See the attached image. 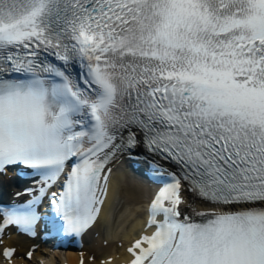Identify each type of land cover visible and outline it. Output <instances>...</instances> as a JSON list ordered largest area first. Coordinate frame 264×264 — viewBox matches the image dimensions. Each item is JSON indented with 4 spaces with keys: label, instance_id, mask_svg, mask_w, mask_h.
<instances>
[{
    "label": "snow or ice",
    "instance_id": "snow-or-ice-1",
    "mask_svg": "<svg viewBox=\"0 0 264 264\" xmlns=\"http://www.w3.org/2000/svg\"><path fill=\"white\" fill-rule=\"evenodd\" d=\"M138 147L158 190L127 264H264V0H0V175L38 185L0 244L45 200L50 234L85 235Z\"/></svg>",
    "mask_w": 264,
    "mask_h": 264
},
{
    "label": "bare ground",
    "instance_id": "bare-ground-1",
    "mask_svg": "<svg viewBox=\"0 0 264 264\" xmlns=\"http://www.w3.org/2000/svg\"><path fill=\"white\" fill-rule=\"evenodd\" d=\"M110 179L113 180L112 181L113 185L110 186V188H108L107 190V194L104 198L105 202L101 206L102 211L105 210L108 204H110L109 202L112 201L113 198L115 197L124 200L123 203H125L126 205H135V206L138 205L140 206V208L142 207L143 209L149 205L147 202L150 199V197L148 195L149 191L147 190L148 189L147 187L141 185L140 183H137L129 176H124L123 178L119 176L111 177ZM0 183L1 185L4 186L7 185L8 184L7 178L5 176L1 177ZM192 207L196 210L203 209V206L199 203L193 204ZM107 218L108 215L103 214L102 220ZM146 218L147 217L145 216V214L143 215L142 212H140L139 214L137 213V215L130 222L129 227L126 230L119 231V233L121 234V238L119 240L109 239L106 237L103 238L95 237L92 239L91 237L92 239V240L90 239L91 244L90 242L86 244L84 249L82 248L75 251H68L63 255H60V253H49L48 258L50 259V261H55V262L62 261L65 264H79V260H80L79 253L83 252L85 253L86 262L88 257H95V259L93 261L88 262V264H105V262L108 260H111L112 264H125L128 259L126 248L130 245L131 242L134 241L135 238L138 237L139 234H141L144 228L142 226V222ZM98 221H96L94 224L95 228L98 226L99 223ZM135 227H138L139 230L136 234L131 235L130 234L131 229ZM135 235L137 236L133 238ZM33 246H35L36 251L33 260L31 261V264H40L41 259L44 258L43 257L44 255H46L44 251H46L47 249H45L44 247L42 248L37 247L36 245H34L33 241L30 238L8 231L7 235H5L3 238V243L0 244V248L12 247L16 249L17 252L16 264H23V261L20 260L19 257L24 255L27 252V250L32 248Z\"/></svg>",
    "mask_w": 264,
    "mask_h": 264
},
{
    "label": "rangeland",
    "instance_id": "rangeland-1",
    "mask_svg": "<svg viewBox=\"0 0 264 264\" xmlns=\"http://www.w3.org/2000/svg\"><path fill=\"white\" fill-rule=\"evenodd\" d=\"M123 202H124V200H122V199H120L118 201V205L116 206V211H114L115 213L113 212V214H112V217H114V222L110 226L106 227L104 230H100L99 226H98V228H96V230H94V233L92 232V234L90 235L89 238L92 237V239H93L95 237L96 238L106 237V238L114 239V240H119L121 238V234L119 233V231L123 230L124 225L132 216H134V215L136 216L137 213L139 214L140 212H142V209H143L142 207L140 208V206H138V205H136V206L135 205H126ZM128 206H129V208H128ZM119 209H122V210L120 212H118ZM115 214H116V216H115ZM123 222H125V223H123ZM90 244H91V242H90Z\"/></svg>",
    "mask_w": 264,
    "mask_h": 264
}]
</instances>
